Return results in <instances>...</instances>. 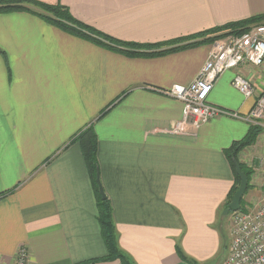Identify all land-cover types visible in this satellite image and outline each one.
<instances>
[{
    "label": "crops",
    "instance_id": "0c3cea01",
    "mask_svg": "<svg viewBox=\"0 0 264 264\" xmlns=\"http://www.w3.org/2000/svg\"><path fill=\"white\" fill-rule=\"evenodd\" d=\"M63 4L115 39L160 43L264 14V0H36ZM200 38L195 42H199ZM215 42V41H214ZM213 42V43H214ZM213 43L127 56L65 32L28 11L0 13V264H121L106 255L96 199L72 139L93 124L99 178L120 251L131 264H218L231 242L224 204L234 184L225 150L251 124L220 115L194 134L164 132L181 117L164 93L197 76ZM264 87L260 67L225 71L207 101L245 115ZM72 141V142H71ZM264 129L237 158L250 170L244 209L264 194ZM248 196V199L245 197Z\"/></svg>",
    "mask_w": 264,
    "mask_h": 264
},
{
    "label": "built area",
    "instance_id": "2783aa9c",
    "mask_svg": "<svg viewBox=\"0 0 264 264\" xmlns=\"http://www.w3.org/2000/svg\"><path fill=\"white\" fill-rule=\"evenodd\" d=\"M264 62V20L250 25L240 34H228L216 40L195 79L187 85H173L164 93L182 104L181 117L164 132L170 134H194L214 117L225 115L243 119L264 129V87L256 88L247 78L235 74L231 84L244 98L256 95L254 103L245 115L230 112L207 101L214 84L227 70L242 64L260 67ZM259 168L264 171V155L259 158ZM255 206L231 212V242L228 252L218 264H264V194ZM27 248L21 245L14 264H27Z\"/></svg>",
    "mask_w": 264,
    "mask_h": 264
},
{
    "label": "trees",
    "instance_id": "16d2710c",
    "mask_svg": "<svg viewBox=\"0 0 264 264\" xmlns=\"http://www.w3.org/2000/svg\"><path fill=\"white\" fill-rule=\"evenodd\" d=\"M12 11H28L41 17L46 22L58 26L67 33L90 40L100 46L116 50L117 52H121L127 56H157L177 50L181 47L192 46L198 43H213L228 34H240L247 30L250 25L264 20V14H260L244 20L228 22L221 26L213 27L185 37H179L160 43L143 44L122 41L108 36L75 19L69 12L68 8L60 3L48 4L36 0H0V13ZM197 38L198 40L200 38L199 42H195ZM262 130L263 129L260 127L250 126L248 134L243 139L235 141L228 149L225 150L226 157L228 158L231 169L234 173V184L230 189L227 200L224 204L227 211H230L228 204L240 181L239 176L235 172V165L233 161L236 160L239 163L241 170L246 174L248 179V190L250 186V170L244 163H241L238 160L237 155L240 150L253 144L256 136ZM72 141L77 142L80 147L82 158L92 183L96 199L97 220L100 225L101 236L106 248V255L95 260L107 261L118 259L121 264H131L130 260L120 251L117 244L116 233L112 221L111 203L107 197H101L96 183V177L97 174H99V165L97 160L98 140L93 124H89L81 128L76 133ZM242 201L243 197L240 202L241 209L243 210L244 207L242 205ZM176 253L182 260L188 261L191 264H196L191 259H188L178 246H176Z\"/></svg>",
    "mask_w": 264,
    "mask_h": 264
},
{
    "label": "water",
    "instance_id": "95a60500",
    "mask_svg": "<svg viewBox=\"0 0 264 264\" xmlns=\"http://www.w3.org/2000/svg\"><path fill=\"white\" fill-rule=\"evenodd\" d=\"M233 163L235 165V172L239 176L240 181H239V185H238L237 189L233 193L231 200L228 204V208L230 209L231 212L238 211L241 209L240 202H241V199H242V197H243V195H244V193L248 187V179H247L246 174L244 173V171L241 170L240 165L236 160H234ZM96 183L98 185V189H99V193H100L101 197L105 198L106 195H105L104 190L102 188L100 178H99V174H97Z\"/></svg>",
    "mask_w": 264,
    "mask_h": 264
},
{
    "label": "rangeland",
    "instance_id": "374dc122",
    "mask_svg": "<svg viewBox=\"0 0 264 264\" xmlns=\"http://www.w3.org/2000/svg\"><path fill=\"white\" fill-rule=\"evenodd\" d=\"M261 197H263L262 194H261V196L259 198L254 199V201L252 202V205L251 206H255L258 203V201L261 199ZM245 199H248V196H246ZM242 205H243V207L246 206V205H244L243 202H242Z\"/></svg>",
    "mask_w": 264,
    "mask_h": 264
}]
</instances>
